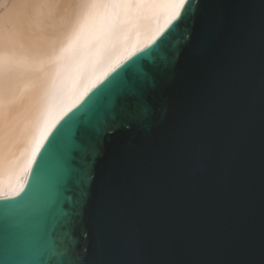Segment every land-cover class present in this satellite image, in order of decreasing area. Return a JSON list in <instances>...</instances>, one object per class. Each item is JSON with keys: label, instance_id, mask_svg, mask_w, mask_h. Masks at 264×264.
<instances>
[{"label": "water", "instance_id": "obj_1", "mask_svg": "<svg viewBox=\"0 0 264 264\" xmlns=\"http://www.w3.org/2000/svg\"><path fill=\"white\" fill-rule=\"evenodd\" d=\"M164 41L89 149L72 125L51 148ZM0 264H264V0H188L64 117L0 200Z\"/></svg>", "mask_w": 264, "mask_h": 264}, {"label": "bare ground", "instance_id": "obj_2", "mask_svg": "<svg viewBox=\"0 0 264 264\" xmlns=\"http://www.w3.org/2000/svg\"><path fill=\"white\" fill-rule=\"evenodd\" d=\"M172 2L0 0V200L22 195L60 121L177 20Z\"/></svg>", "mask_w": 264, "mask_h": 264}, {"label": "snow or ice", "instance_id": "obj_3", "mask_svg": "<svg viewBox=\"0 0 264 264\" xmlns=\"http://www.w3.org/2000/svg\"><path fill=\"white\" fill-rule=\"evenodd\" d=\"M167 6L175 9L172 15L178 20L184 3L180 2V0H174V2L169 3ZM165 43L167 41H164L153 52L142 57L141 61L130 65L123 73L116 76L104 89L97 93L84 108L73 115L61 129L53 141L51 148L57 144L64 129L72 125L75 143L81 149H89L100 136L102 126L108 123L114 104L122 98H134L138 95V90L148 75L143 62L150 61L157 55H160ZM101 93L104 94L102 99L97 100V97H100ZM93 101H96L95 105L88 111H85L89 105L93 104Z\"/></svg>", "mask_w": 264, "mask_h": 264}]
</instances>
